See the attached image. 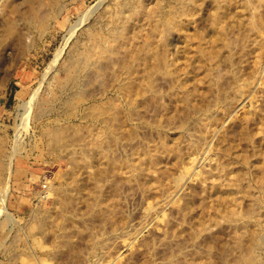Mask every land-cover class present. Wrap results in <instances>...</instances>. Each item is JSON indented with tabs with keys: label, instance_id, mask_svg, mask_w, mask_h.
I'll return each instance as SVG.
<instances>
[{
	"label": "rangeland",
	"instance_id": "1",
	"mask_svg": "<svg viewBox=\"0 0 264 264\" xmlns=\"http://www.w3.org/2000/svg\"><path fill=\"white\" fill-rule=\"evenodd\" d=\"M0 264H264V0H0Z\"/></svg>",
	"mask_w": 264,
	"mask_h": 264
},
{
	"label": "bare ground",
	"instance_id": "2",
	"mask_svg": "<svg viewBox=\"0 0 264 264\" xmlns=\"http://www.w3.org/2000/svg\"><path fill=\"white\" fill-rule=\"evenodd\" d=\"M28 110H29V109H28ZM47 185H48V184H47ZM50 185H51V184H50ZM45 193H46V192H45ZM47 195H48V194H47ZM43 196H44V195H43ZM45 196H46V195H45ZM4 199H5V198H4ZM4 199H3V200H4ZM5 210H6V209H4V211H5ZM1 211H2V210H1ZM4 211H3V212H4ZM6 211H7V210H6ZM1 214H2V213H1ZM252 262H253V261H252Z\"/></svg>",
	"mask_w": 264,
	"mask_h": 264
}]
</instances>
